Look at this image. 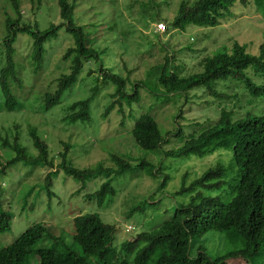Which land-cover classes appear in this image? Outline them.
I'll return each mask as SVG.
<instances>
[{
  "label": "trees",
  "instance_id": "obj_1",
  "mask_svg": "<svg viewBox=\"0 0 264 264\" xmlns=\"http://www.w3.org/2000/svg\"><path fill=\"white\" fill-rule=\"evenodd\" d=\"M8 1L15 15H7L6 33L0 39V97L3 110H21L29 101L18 97L14 90L15 85H23L19 72L24 69L15 63L17 34L26 33L30 36L28 56L37 70L45 60L46 41L56 36L63 27L73 38L61 58L67 70L54 79L52 91L38 94L42 97V103H39L41 111L46 112L58 104L65 90L76 83L84 65L93 62L97 65L94 71L99 73L92 77L94 85L87 97L73 101L62 109L64 115L61 120L64 123L91 122V103L99 91V81L103 80L110 83L113 90L109 93L110 100L103 105L101 114L96 113V118H107L109 126L115 122V131L124 134L125 138H129L128 141L141 150H157L171 140L170 136L182 135L180 122L184 120L188 129H192L186 136L180 137L174 147L163 151L165 158L195 156L203 159L220 148L225 149L228 155L226 161L210 163L189 182L187 178L190 173L185 171L174 194L187 195V199L177 204L170 216L137 235L136 242L141 243L139 248L117 249L120 250L116 252L117 264H230V259L238 258L245 264H259L264 256V114L253 106L257 99L264 100V28H260L261 38L256 53L248 50L247 43L232 41L230 48L225 51H213L212 54L200 56L192 67H188L185 61L179 64L170 50L165 52L161 60L150 65L145 74L146 79H131L128 75L132 70H128L127 77L122 78L107 68H101V50L91 43L87 44L89 33L73 21L75 0H58L61 23H50L45 29L22 20L24 9L20 7L19 0ZM32 3L39 8L42 0H32ZM251 11L264 19V0H195L192 3L182 0L171 20L167 23L163 20L165 30L155 33L161 35L175 30L185 31L190 26H216L223 19L233 20ZM148 81L153 86H148ZM216 81L223 84L232 81L234 93L214 88L213 83ZM127 83L128 87L125 88ZM141 87L160 89L165 95L189 93L203 87L200 95L208 94L215 100H239L243 94L248 98L241 105L240 113L233 106H217L216 117L206 121L198 131L193 130L195 125L198 127V121L194 117L186 118L185 109H181L175 115L174 134H170L169 131H161L151 110L153 104L146 95L143 101L150 104L148 108L140 111L137 107L142 103ZM193 97L199 95L192 94L190 103H193ZM40 98L34 95L32 102L38 103ZM12 127L15 131L13 134L0 132V149H7L11 154L0 163V195L3 194L1 176L6 175L7 167L16 162L33 166L40 163L49 168L43 179L48 202L55 196L52 179L59 170L77 180L104 175L106 180L98 189L86 195L101 201L108 194L115 193L111 174L143 167L153 169L148 161L133 164L125 154L115 151L109 153L115 168L103 167L101 164L78 168L69 160L71 143L68 141L60 140L62 150L52 156L45 137L35 125L28 123L27 134L36 150L32 154L20 140L18 125L13 124ZM96 131H99V127ZM55 157L59 158L58 163H55L56 168ZM154 174L160 176L159 180L161 178L157 190L163 191L169 175L161 168L155 170ZM81 188L75 193H79ZM12 217L13 214L3 205L0 196V234L10 230ZM72 221L74 231L65 236L60 230L56 231L57 227L50 222H37L39 230L35 232L34 238L30 237L35 240L34 245L28 247L24 243L23 237L27 232L19 235L15 241L0 248V264H103L102 259L115 239V225L102 220L97 212L76 215ZM39 241L48 245H37ZM210 241L219 242V250L227 251L211 255L205 246V242ZM132 252L133 257L130 258ZM135 252L139 253L136 255ZM120 254L124 258L118 261Z\"/></svg>",
  "mask_w": 264,
  "mask_h": 264
},
{
  "label": "rangeland",
  "instance_id": "obj_2",
  "mask_svg": "<svg viewBox=\"0 0 264 264\" xmlns=\"http://www.w3.org/2000/svg\"><path fill=\"white\" fill-rule=\"evenodd\" d=\"M57 1L42 0L40 7L37 8L32 0H19L20 7L24 9L22 20H25L29 25H37L39 29L47 28L50 23L60 24ZM181 1L75 0L73 21L89 33L90 41L88 40L87 44L91 43L92 46L101 50V68H107L122 78L127 77L128 70H132L128 75L131 79H146L145 74L150 65L156 60H161L165 52L170 50L174 52L179 64L182 65L185 61L188 67H192L200 56L207 53L212 54L213 51H225L230 48L232 41L247 43L246 47L249 51L257 52L261 38L260 28H264V19L252 11L243 13L233 20L223 19L216 26H190L185 31H171L172 34L169 32L161 35L155 33L157 31L156 23L159 20H165L166 23L171 20ZM185 1L192 3L195 0ZM7 15H15L13 8L8 0H0V39L6 33ZM156 17L159 18L158 21H156ZM72 40L71 34L63 27L60 28L56 36L50 37L46 41L45 60L42 66L36 70L28 56L31 46L30 36L26 33L17 34L15 63L24 67L19 72L23 85H15V89H13L18 97L29 101L24 104L25 106L21 110L7 111L1 108L0 97V132L13 134L15 131L12 125H18L17 133L22 144L28 147L30 153L34 154L36 150L31 144L26 129V125L31 123L45 137L52 156L62 150L60 140L71 143L69 160L78 168L97 164L115 168L109 157L110 151H115L122 155L125 154L124 156L130 159L133 164L142 160L148 161L153 165V169L143 167L138 170H126L120 174H111V184L115 193L108 194L101 201L96 197L86 195L98 189L99 185L106 180L104 175L77 180L59 170L52 179L55 196L48 202L43 187V179L49 170L48 167L40 163L33 166L25 165L22 162L10 165L6 169V175L1 176L3 194L0 196L3 205L9 208L13 217L10 230L0 234V248L15 241L19 235L26 232L23 237L24 243L29 245L28 247L34 245L33 238L35 232L39 230V228L37 229L39 221L50 222L57 227L56 231L60 230L59 232L65 236L74 231L73 217L86 212H97L102 220L115 225V239L108 248L106 257L102 259L103 264H117L116 252L120 251L117 249L136 250L139 248L141 243L136 242L137 235L170 216L175 206L187 199V195L174 194V190L180 185L181 175L185 171L190 173L187 178V182H189L191 178L211 165L210 163L226 161L228 155H226L225 149L220 148L203 159L195 156L165 158L163 151L174 147L180 137L186 136L192 129V127L188 129L184 120L180 122L182 135L170 136L171 140L162 144V147L157 150H141L128 141L129 138H125L124 134H118L115 131L114 125H117L115 122H113V126H109L107 118L100 116L96 118V113L101 114L103 105L110 100L109 93L113 90L112 85L103 80L99 81L96 100L94 99L91 103V122L64 123L61 120L64 115L62 109L73 101L87 97L91 86L94 85L92 77L99 73L94 71L97 65L93 62L84 65L78 80L65 90L58 104L46 112L41 111L39 103H42V97L40 98L38 94L52 91L55 87L54 79L61 72L67 70L61 58ZM153 79L155 78L153 77ZM147 83L148 86H153L150 81ZM224 83L229 87H226L221 81L214 82L213 87L234 93L231 87L234 86L233 82ZM125 86L127 88L128 83ZM202 88H195L189 93L165 95L160 89L148 90L141 87L139 90L142 103L137 107L140 108V111L148 108L147 106L150 104L143 101L144 95H146L147 100L149 98L154 105H151V110L161 131L163 133L169 131L170 134H174L175 115L181 109H185L186 118L194 117L198 121V127L195 125L193 128V130H197L206 121L216 117L217 106H233L240 113L241 105L245 104L248 98L243 94L239 100H215V97L211 95H200ZM192 94H197L199 97H193V103H190L189 97ZM34 95L40 98L38 103L32 102ZM255 103L253 106L255 110L264 114V100L257 99ZM132 124L133 122L130 123V126ZM98 127L99 131H96ZM111 129L112 131L108 132ZM10 155L9 150L0 149V163L8 159ZM58 160V157L54 158V168H56L55 163H58ZM159 168L169 175V180L163 191L162 189L157 190L161 178L159 180L160 176L154 174L155 170ZM78 188H81V191L75 193ZM132 226L133 229H128ZM30 237L33 238L30 239ZM134 242L136 244L133 248ZM37 245L48 244H42L39 241ZM205 246L211 255L223 254L227 251L219 250L221 246L216 241L205 242ZM138 253L135 252L136 255ZM132 257L133 252L130 253V258ZM123 258L122 254L121 257H118V261ZM32 260L34 261V259ZM240 260V258L230 259L229 263L245 264L243 260ZM259 264H264V256Z\"/></svg>",
  "mask_w": 264,
  "mask_h": 264
},
{
  "label": "built area",
  "instance_id": "obj_3",
  "mask_svg": "<svg viewBox=\"0 0 264 264\" xmlns=\"http://www.w3.org/2000/svg\"><path fill=\"white\" fill-rule=\"evenodd\" d=\"M166 28V24L163 21H159L156 23V30L157 31H164Z\"/></svg>",
  "mask_w": 264,
  "mask_h": 264
},
{
  "label": "clouds",
  "instance_id": "obj_4",
  "mask_svg": "<svg viewBox=\"0 0 264 264\" xmlns=\"http://www.w3.org/2000/svg\"><path fill=\"white\" fill-rule=\"evenodd\" d=\"M128 229H132V228H128Z\"/></svg>",
  "mask_w": 264,
  "mask_h": 264
}]
</instances>
